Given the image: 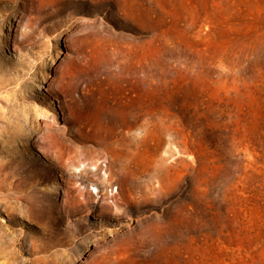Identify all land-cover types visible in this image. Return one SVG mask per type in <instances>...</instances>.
<instances>
[{"label":"rangeland","instance_id":"1","mask_svg":"<svg viewBox=\"0 0 264 264\" xmlns=\"http://www.w3.org/2000/svg\"><path fill=\"white\" fill-rule=\"evenodd\" d=\"M0 264H264V0H0Z\"/></svg>","mask_w":264,"mask_h":264},{"label":"bare ground","instance_id":"2","mask_svg":"<svg viewBox=\"0 0 264 264\" xmlns=\"http://www.w3.org/2000/svg\"><path fill=\"white\" fill-rule=\"evenodd\" d=\"M85 169H86L85 163H79L77 166H74V170L76 173H83ZM92 169H94V168H92ZM103 180H106V179L104 178ZM82 188H84V187H82ZM89 190H91L93 193L99 192V189L94 185H90Z\"/></svg>","mask_w":264,"mask_h":264}]
</instances>
